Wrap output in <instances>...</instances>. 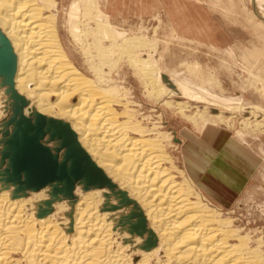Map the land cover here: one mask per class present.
Here are the masks:
<instances>
[{"label": "bare ground", "instance_id": "6f19581e", "mask_svg": "<svg viewBox=\"0 0 264 264\" xmlns=\"http://www.w3.org/2000/svg\"><path fill=\"white\" fill-rule=\"evenodd\" d=\"M57 6L54 0H0V30L16 57L14 89L28 102L25 116L32 98V113L64 119L116 193L122 192L129 202L119 205L107 188L84 191L76 184L72 199L52 201L42 215L50 187L14 196L15 187L0 178V264H264V238L244 234L210 205L187 171L177 167L171 154L173 137L139 118L106 77L104 65L113 67L110 57L119 55L153 88L150 97L164 99L167 109L178 107L181 113L191 106L173 104L180 94L208 105V97L216 103L229 100L187 84H170L154 60L156 45L116 30L98 0H79L69 13L74 41L85 47L84 39L95 40L97 55L83 51L96 77L86 76L63 46ZM258 9L254 14L264 18V7ZM80 18L89 28H81ZM146 52L151 53L147 60ZM6 89L0 78V118L11 110ZM2 131L0 124V147ZM131 212L135 215L129 219L136 222L139 217L144 223L141 233L131 230L134 221L125 219Z\"/></svg>", "mask_w": 264, "mask_h": 264}, {"label": "rangeland", "instance_id": "374dc122", "mask_svg": "<svg viewBox=\"0 0 264 264\" xmlns=\"http://www.w3.org/2000/svg\"><path fill=\"white\" fill-rule=\"evenodd\" d=\"M54 1L58 4L57 25L65 50L81 72L95 79L96 76L91 71L83 51L88 49L97 55L93 36L83 38L85 47H81L83 45L74 41L69 30V13L72 6L77 5L79 0ZM107 1L98 0L104 13H106ZM169 1L171 0H165V3L170 5ZM181 1L198 3L210 11L213 21L227 35L228 45L221 49H213L199 42L180 39L172 30L167 16L162 11L154 18L152 16H135L124 12L123 15L116 14L115 17H110L111 22L116 30L125 32L129 38H143L156 45L154 60L158 62L161 73L170 80V84L171 82L175 85L177 83L187 84L197 92L200 89L206 90L215 97L229 100L228 104L216 103V100L211 97L207 98L210 102L209 105L208 103H194L190 100L189 102L180 94L174 98L173 104L190 103L191 107L183 113L194 117V119H186L178 107L167 109L163 102L164 99L150 97L149 92L153 91V88L151 90V87H147L140 73L135 70L136 68L133 69L134 67L132 68L127 60L118 59L119 55L113 54L110 57L113 60V67L108 64L104 65V72L106 77L112 80L113 87L120 90L122 99L128 103L131 102L130 108L136 111L139 118L144 120L149 128L160 126L162 127L161 132L168 133L170 138L173 137V141L170 140L172 143L171 154L179 169L186 171L182 141L187 133L194 132V135L199 136L207 129L216 131L220 135H218L219 137L217 134H214L215 137L207 134L211 137L206 138L207 141L213 142L212 145L218 147H211L212 152H214L213 150L223 152L226 140L230 139V147L233 145V149L237 151H235L237 154H234L244 159L243 161L238 158L237 162L242 168L238 167L237 170L244 168L243 170L247 171L246 174L252 171L253 174L242 190H226V187L222 186L220 182L214 183L212 190L214 196L210 198L223 209L206 199L213 208L223 212L226 216L225 219L227 217L232 219L235 226L237 225V228L243 230L244 234H249L256 240L260 237L264 238V18L254 14L255 9L260 6L264 7V0ZM79 21H81L79 22L81 28H89V26H83L86 21L84 22L82 18ZM90 27H93L92 24ZM106 42L108 41H102L104 46L109 44ZM91 45L93 47L90 49ZM143 54L147 60L151 53ZM29 101L28 109L31 110L26 109L29 111L27 116L32 113V110H35L34 106L36 105L34 99L30 98ZM211 104H222L223 107L219 105L218 108L217 105ZM237 107L238 109H236ZM253 107H257V111ZM206 108L208 113L205 114V117H199V114ZM220 112L223 114L218 117ZM10 115L11 110L0 118V124ZM257 126L259 127L257 128ZM221 137L225 139H221ZM176 139L180 140V143L175 142ZM48 145L54 146L53 143ZM241 146L245 152L242 151ZM209 149L201 148L200 151L198 149L197 151L209 155ZM228 150L230 151V148ZM125 219L128 221L129 217L127 216ZM129 221L135 222L132 219ZM129 225L132 224L129 223Z\"/></svg>", "mask_w": 264, "mask_h": 264}, {"label": "water", "instance_id": "95a60500", "mask_svg": "<svg viewBox=\"0 0 264 264\" xmlns=\"http://www.w3.org/2000/svg\"><path fill=\"white\" fill-rule=\"evenodd\" d=\"M15 70L16 57L0 30V78L11 99V115L1 123L0 178L15 187L14 196L50 187L51 197L45 202L42 215L48 212L52 201L60 197L72 199L76 184L84 191L107 188L117 197L119 205L128 204L124 194L116 193L115 186L80 147L66 122L37 112L24 115L28 102L14 89ZM133 215L135 212L128 217ZM142 229L144 223L138 217L131 230L141 233ZM149 242L147 237L146 243Z\"/></svg>", "mask_w": 264, "mask_h": 264}, {"label": "crops", "instance_id": "0c3cea01", "mask_svg": "<svg viewBox=\"0 0 264 264\" xmlns=\"http://www.w3.org/2000/svg\"><path fill=\"white\" fill-rule=\"evenodd\" d=\"M169 2L170 5L165 3V0H108L105 9L110 17L129 12L135 16H152L154 18L162 11L167 16L172 30L180 39L199 42L213 49H221L228 45L227 35L213 21L210 11L206 10L205 7L189 1L171 0ZM207 134L211 136H214V134L219 135L216 131L207 129L201 132L199 136L194 135V132L187 133V136L183 139L185 169L201 193L211 200L214 205L223 209L210 198L214 196L212 191L214 183L220 182L222 186L226 187V190H242L250 180L253 171L246 174L247 171L243 170L244 168L237 170L238 167H241L240 163L237 162L238 158L243 161L244 159L234 154L237 151L233 149V145L230 147V139L226 140L227 143L225 149L222 150L223 152L218 150L212 152L211 149L214 145L211 144L213 142L206 140L207 137H211ZM221 139L225 138L221 137ZM214 147L218 148L217 146ZM201 148H210V154L198 152L197 149L200 151ZM241 149L244 151L242 146Z\"/></svg>", "mask_w": 264, "mask_h": 264}]
</instances>
